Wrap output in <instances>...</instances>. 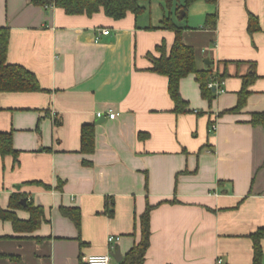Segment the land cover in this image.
Segmentation results:
<instances>
[{
	"label": "crops",
	"instance_id": "1",
	"mask_svg": "<svg viewBox=\"0 0 264 264\" xmlns=\"http://www.w3.org/2000/svg\"><path fill=\"white\" fill-rule=\"evenodd\" d=\"M184 1L152 0L116 20L103 11L69 15L33 0H0L8 61L35 72L42 87L0 92V132L12 133L18 151L0 153V207L22 193L45 210L33 232L17 233L0 219V264H86L87 255L118 249L124 256L141 239L149 205L143 264L253 263L251 235L264 227V127L250 123L252 112L264 111V0H198L180 17ZM211 13L214 29L204 27ZM251 14L259 21L254 32ZM165 15L184 27L199 69L228 72L226 91L212 103L190 74L180 82L189 111L177 113L168 78L150 70L148 53L174 43V31L161 26ZM254 70L246 105L231 112ZM85 124L95 127L88 153L81 150ZM63 207L79 208L80 226ZM17 214L30 216L23 208ZM110 235L121 239L111 245Z\"/></svg>",
	"mask_w": 264,
	"mask_h": 264
},
{
	"label": "trees",
	"instance_id": "2",
	"mask_svg": "<svg viewBox=\"0 0 264 264\" xmlns=\"http://www.w3.org/2000/svg\"><path fill=\"white\" fill-rule=\"evenodd\" d=\"M152 0H33L35 4L45 7L55 6L63 9L69 15L85 14L91 16L103 11L107 16L119 20L124 18L129 12L140 14L145 9V2ZM175 0H165V6L171 7ZM198 0H185L180 4L178 10L187 11L189 7ZM215 4L218 0H205ZM161 26L174 31L175 39L173 45L168 49L165 41L155 48L157 54L149 52L151 61L150 70L162 74L168 78V91L175 103V111L183 113L189 111L188 102L182 97L180 91L181 79L194 74L199 83L201 95L210 103L216 98V91L208 84L214 79L225 80L228 72H216L209 67L199 69L196 63L195 49L183 40L184 27L178 26L171 17L165 15L161 21ZM217 25V13L208 14L205 28L214 29ZM259 29L257 16L250 15L249 30L254 32ZM10 44V29L0 27V92H38L42 90L39 79L35 72L21 64L10 63L8 61V51ZM257 79L256 71L247 75L243 80L242 89L239 92L237 105L230 109L231 112H239L247 103L251 90L250 86ZM212 123V122H211ZM250 123L254 126L264 127V111L251 113ZM211 125V124H210ZM95 149V127L93 124H85L81 133V150L83 152H93ZM0 153L2 155L14 154L18 151L13 147V136L11 132H0ZM26 198L22 193H14L10 197L9 207H0V219L8 220L12 223L17 233L33 232L37 230L45 219V210L40 205H35L27 198V203L23 205L21 200ZM23 208L30 214L28 219L20 218L17 210ZM148 206L141 216V239L124 256L118 264H143L147 250L150 246L151 236V210ZM62 213L70 217L77 226L81 224V212L77 207H63ZM254 242V255L252 264H262L263 249L261 241L264 239V227H260L251 235Z\"/></svg>",
	"mask_w": 264,
	"mask_h": 264
},
{
	"label": "built area",
	"instance_id": "3",
	"mask_svg": "<svg viewBox=\"0 0 264 264\" xmlns=\"http://www.w3.org/2000/svg\"><path fill=\"white\" fill-rule=\"evenodd\" d=\"M104 34H109L110 30L109 29H104L103 30ZM209 87L213 88L216 93L222 94L226 91L225 89V80H217L214 79L211 82H209L208 84ZM118 112L113 111V110H109L108 111V116L112 119H114L115 117L118 116ZM98 116L102 117L105 116V112L104 111H99L98 112ZM217 122L213 121L210 125V129L211 131H216L217 130ZM121 239V236H114V235H110L108 237V242L111 245H114L115 243H117L119 240ZM84 260L86 262V264H111L112 261L114 260V257L112 255V252L109 253H105V254H90L84 257ZM217 264H223V259L222 258H218L217 259Z\"/></svg>",
	"mask_w": 264,
	"mask_h": 264
},
{
	"label": "water",
	"instance_id": "4",
	"mask_svg": "<svg viewBox=\"0 0 264 264\" xmlns=\"http://www.w3.org/2000/svg\"><path fill=\"white\" fill-rule=\"evenodd\" d=\"M180 14H181L180 17H182V16L185 14V11H184V10H181V11H180ZM205 63L210 65V64L213 63V61L210 60L209 58H206V59H205ZM21 203H22L23 205H25V204L27 203V199H26V198H23V199L21 200ZM112 255H113L114 259H115L117 262H120V261L123 259V255L121 254V252H120L119 249L116 250V251H114V252H112Z\"/></svg>",
	"mask_w": 264,
	"mask_h": 264
}]
</instances>
